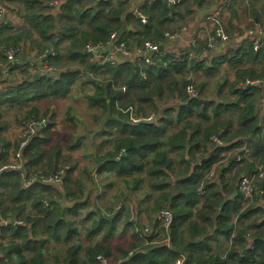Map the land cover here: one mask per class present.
Wrapping results in <instances>:
<instances>
[{"label":"trees","instance_id":"obj_1","mask_svg":"<svg viewBox=\"0 0 264 264\" xmlns=\"http://www.w3.org/2000/svg\"><path fill=\"white\" fill-rule=\"evenodd\" d=\"M21 2L24 25L15 29L8 21L0 28L2 63L9 62L10 48H22L10 67L11 73L19 70L12 73L17 78L8 92H0V165L10 161L12 148L3 135L8 128L4 112L30 104L28 118H40L39 102L66 98L85 73L82 84L93 89L84 90L83 97L92 110V122L98 123L89 134L102 139L89 152L92 164L84 166L91 187L76 173L75 165L65 168L67 163H62L69 161L70 154H64L62 142L51 144L56 135L52 121L43 123L25 146L24 170L32 175L64 168L65 190L42 181L25 186L18 169L1 172L0 264H101L100 255L115 264H175L180 253L187 255L185 264H264V202L259 194L264 189V175L259 176L264 169V89L240 84L246 78L264 77V48L256 50L246 38L215 56L211 64L206 57H192L194 47L181 49L180 55L166 51L151 64L101 63L84 50L89 41L106 39L116 30L133 44L147 40L167 44L166 32L179 14L196 5L213 6L215 0L210 4L206 0L147 2L148 22L132 13L127 0H65L59 7L45 0ZM254 19H260L258 14ZM204 46L202 42L197 49ZM41 53L59 68L56 73L30 69L33 61L41 65ZM224 64L215 96L208 95L206 82L196 84L190 76L184 77L201 71L213 76ZM21 70L28 74L21 76ZM230 71L235 72L233 80ZM189 84L198 95L188 90ZM44 112L49 114L48 108ZM66 145L77 149L82 140H69ZM18 147L19 143L13 149ZM224 158L228 166L211 176ZM244 172L256 175L252 199H245L239 186ZM111 176L123 186H113ZM106 177L109 182H102ZM144 185L150 190L146 197L154 198L155 214L164 207L174 213L173 248L146 242L154 236L135 225L129 214L125 217L131 210L127 200ZM92 189L99 191L96 201L104 198L106 203L96 210L89 207ZM86 207L84 215L76 218ZM120 220L136 233L115 256L112 244L105 240L116 234ZM213 239L231 243L216 249Z\"/></svg>","mask_w":264,"mask_h":264},{"label":"rangeland","instance_id":"obj_2","mask_svg":"<svg viewBox=\"0 0 264 264\" xmlns=\"http://www.w3.org/2000/svg\"><path fill=\"white\" fill-rule=\"evenodd\" d=\"M206 1H207L206 4H210V2H212L214 0H206ZM238 1L239 0H234L233 2H231V5L227 6L225 8L224 13H223V15H224L227 12V10H230L231 8L236 9V12L234 13L233 18H236L237 22H233L232 18L225 16V15H224V19H223V26L226 29V31L228 32V34L230 35V39H231L230 42L227 44L228 50L231 49V42L233 43V39L236 38L238 40L239 38H242V37L246 38V34H245L246 31L242 25H247V24L251 23V19L255 18V14L256 15L258 14V16H259V12H260V10L257 11L256 9L257 8L259 9V6H261V4L255 3V0H250L249 2H245V5H242L241 2H238ZM15 7L16 6L13 3L12 4L10 3L9 9L14 10ZM196 12H197V10H195L194 8H192V11H190V12H188L187 9L184 10L183 11L184 15L179 14L176 17L175 21L170 25V29H168V31L175 32L178 30H182L184 26H189V24H193V26H194L193 28H196L198 26L197 22H196V25L194 23L198 17V14ZM209 14H207L205 17L208 18ZM263 15H264V13H263ZM260 21L264 24V20L263 21L260 20ZM260 21L258 23H260L264 27V25ZM207 24L210 28L211 27L210 22L207 21ZM248 39L251 41L250 37H248ZM201 41H203V40H201ZM168 42H167V45L163 44L164 47L161 48L163 51L166 50V48L168 46ZM170 45L171 44L169 43V48H168L169 51L175 52L178 55H180V53H181L180 50L183 49L184 45L183 44H177V42L172 43L171 47H170ZM195 46L193 48L194 51H192V53L197 55L198 52L201 51L202 49H197L199 47V44H197ZM186 49H188V48H186ZM21 53L23 54V51ZM35 56L37 58L38 54H36ZM35 62L36 61H33L32 63L35 64ZM211 63H212V60L207 62V64H211ZM31 66H32V64H31ZM223 66L220 69V71L213 76H208V75H206L205 71H201V72L186 73V75H184V77L189 79V76H190L191 79L193 80V82L196 84L206 82L207 83L206 89H207L208 95L215 96L217 91H218V89H217L218 85H219L218 82L222 81L224 78L225 70L223 69ZM16 71H19V70L15 69V71H13L12 73H14V75H15ZM21 72H22L23 77L28 74L27 72L22 71V70H21ZM3 76H4V74H2V71L0 69V79H2ZM86 78H87V74L85 73V75L79 80V82L72 88L70 95L67 96L66 98L56 97L55 99H52V102H51V99L40 101L39 105L41 108V115H42V117H40V118H37V119H34L32 117L28 118L27 110L30 109V104H25L24 107H22V108L9 107L4 112V117H5V119L8 120V128L4 131L3 135L6 137V139H8L12 142L11 156L9 158V160H10L9 162H12L14 160V158L17 157V155L15 153H17L19 147L15 150L13 148L16 147L17 143L20 144V142L22 140L21 134L23 133L24 129H30V131H35V129H36V132H39V131H37V128L39 129L42 126V124L45 123L46 121L47 122L52 121L55 123L56 135H54V140L51 144L56 145L57 143L62 142L64 154H70V159L68 162L62 161V163H67L65 168H68L69 165L70 166L75 165L76 166V170H75L76 173L79 174L86 181V183H88L89 186L91 185V183L88 181V172L86 173L84 171V166L92 164V161L89 158V152L95 151L96 147L98 146L96 143H99V141L102 139V137H98V136L95 137L93 133L89 134V129H93L95 127L97 128L98 123L94 124L95 122H94V120H92V114H91L92 110L90 107H88V105H87L88 103L86 102V100L83 97L84 90L91 91L93 89L91 85L89 86L86 84H82V82ZM19 81H20V79H19ZM9 89H10V87L8 86V88L6 90H3V91L8 92ZM1 93H4V92H1ZM50 102H51V104H50ZM32 104L33 103L31 102V105ZM50 105H53L54 108L51 109ZM3 107H6V105L3 104ZM47 108L49 110V114H48V112L47 113L44 112V110ZM260 108H262V106ZM263 110L264 109L261 110L262 113H264ZM68 117H72L70 119V123H69V121H67ZM31 121H33V122H31ZM74 123H76V126H74ZM30 131H28V132H30ZM29 135H27V136L29 137ZM78 138L82 140V146L78 147L77 149H69L68 146L66 145V143H69V140L74 141ZM229 153H231L229 155V156H231L233 152H229ZM9 162H6V163L0 165V167H2L3 165H5ZM223 164H228L227 160H225V159L223 161L221 160V162H219L218 166H214V168L216 167V169L213 168V170H212V171H215L214 174H217L219 168H220L219 171L221 170V167L223 166ZM234 167H239V166L237 165ZM24 168H26L25 164H24ZM55 170H57L58 172L61 171L59 169H55ZM55 170H52V171H55ZM62 170H63V172H60V174H61L63 180L56 182V183H59L56 186L62 190H65L64 184H65L66 172H65L64 168ZM212 171H211V176L213 175ZM234 171H235V169L232 172H230V176L233 175ZM111 178L113 180H115L114 176L113 177L111 176ZM99 179H101V178H99ZM104 180L101 179L102 182H109L110 177H106ZM115 184L118 187L123 186V183L120 180H115L113 186H115ZM238 184H239V179L237 180V185ZM73 186L76 187V184H74ZM89 189H91V188H89ZM112 189H113V187H112ZM62 190H61V192H62ZM149 191L150 190H148L146 185H144L142 188H140L136 192H134L133 196H135L136 194H139V196L142 197L141 199H143V197L145 198ZM89 193H90V198H91V204L89 205V207L91 210H96V208L98 207V204L100 205V203H101V206L106 204V203H104L105 202L104 198L101 199L100 203L96 201L95 197L99 193V191H97V189H92ZM155 193H157V192H155ZM147 200L149 201V199H147ZM64 201H65V203L67 202L65 199H64ZM153 203H154V201H153ZM128 205H130V207H131V204H128ZM89 207H86L85 208L86 210L81 215H78L76 218H81L82 215H84V213L89 209ZM149 207L154 209V206H149ZM136 211H137V207H134L131 210L126 211L125 217L129 214L130 217H134V220L136 219L138 221L137 224L142 225L143 222H139V219H137V217H136L137 216ZM149 217H150V219H148L147 223H145V226L153 224L155 219H156L155 213L151 214ZM134 220H132V221H134ZM18 222L21 223V221H18ZM80 222L84 224V222L82 220ZM134 233H136V231L134 230L133 226L128 225L126 223V221H124V220H120V225L116 231V234L112 238L106 239L105 241L112 244V246H113L112 251H113V254L116 256L119 254V247L120 246L128 247L130 244V241L135 239ZM83 237H86V231L84 232ZM99 238H103V234H101L99 236ZM226 248H228V246H226L225 249ZM114 255L112 256L113 259H114Z\"/></svg>","mask_w":264,"mask_h":264},{"label":"built area","instance_id":"obj_3","mask_svg":"<svg viewBox=\"0 0 264 264\" xmlns=\"http://www.w3.org/2000/svg\"><path fill=\"white\" fill-rule=\"evenodd\" d=\"M48 4L59 7L65 0H45ZM154 0H127L128 4L130 5V10L132 13L141 19L142 22H148L149 15L144 10V5L147 2H152ZM227 0H225L226 2ZM223 2L217 4L214 7V10L209 14L208 21L210 22V28L208 29V38L206 41L207 48L201 54L195 55L191 53V56L197 57L199 59H203L207 55V51L216 49L220 43H225L226 45L230 42V35L226 31L223 26V19H224V8ZM10 4H4L2 0H0V26L8 21H11V25L16 29L20 28L24 25L25 19L22 16L18 7H15L14 10L9 9ZM9 19V20H8ZM188 30V26H184L182 30H178L175 32L167 31L166 36L171 40H177L182 36V33ZM250 38L253 47L256 50H260L264 48V27L258 23H255V28L250 31ZM192 43V41H191ZM167 45V44H166ZM21 47H13L10 48L6 54L9 58V62L2 63L0 62V69L3 71V78L0 79V92H5L8 86H11L14 81L13 74H11V64L15 60L18 59V53L21 51ZM85 51H92L93 56H91L94 60L101 62V63H111L114 65L121 64L124 62H133L136 64L144 65V64H151L156 61L158 57L163 55L166 51H169L168 46L166 50L161 49V44L157 42H153L150 40L145 41L142 44H133L129 41L120 37L118 31H112L110 35L103 40L99 41H89L85 47ZM195 55V56H194ZM38 57V56H37ZM39 59L41 61L40 66H35L33 64L32 68L36 71L37 69H41L43 72L46 73H56L59 68L56 65L49 64L46 58L45 53H41L39 55ZM242 86L246 85H258L264 89V77L259 78H246L244 81L240 83ZM126 90V87H124ZM188 90L193 95H198V91L196 90L195 86L192 84L188 85ZM264 100V99H263ZM153 118L151 115L149 119ZM134 120L139 121L141 118L135 117ZM33 122V121H31ZM39 127V126H38ZM30 129H24L23 133L21 134L22 140L19 144V148L17 153V157L14 158L12 162H9L2 167H0V174L4 170H12L18 169L22 171L24 174V185L29 186L33 184L35 181H42L44 183L49 184H59L56 183L60 180H63L60 172H63V168H60V172L57 170L52 171L50 173H41L35 172L32 175H29L24 170L25 160L23 157V150L25 146L31 139V136L36 132L30 131ZM38 131V128H37ZM30 134V135H29ZM29 135V137L27 136ZM25 138H24V137ZM213 139L217 141L219 144H223V140L218 136H214ZM246 151H249V148H246ZM236 158L240 160L242 155L240 152L236 154ZM264 175V169L260 172L259 176ZM255 177L256 175L251 174L249 172H244L241 175L240 179V189L244 192L245 199H252L253 194L255 192ZM201 191H204V188L201 187ZM261 198H263L264 202V189L260 190L259 192ZM174 220V213L170 207L162 208L157 214L156 219L153 224L144 225L143 229L145 233L148 235H153V238H147L146 242L148 243H162L166 244L168 247L173 248V241H172V224ZM101 264H115L108 256L100 255L99 256ZM187 261L186 253H180V255L176 258L175 264H185Z\"/></svg>","mask_w":264,"mask_h":264},{"label":"crops","instance_id":"obj_4","mask_svg":"<svg viewBox=\"0 0 264 264\" xmlns=\"http://www.w3.org/2000/svg\"><path fill=\"white\" fill-rule=\"evenodd\" d=\"M228 1L229 0H227L226 2H225V0H215V4L213 6L207 7V9H210L211 7H215L217 4H219L221 2H223V4H224L223 8H225L228 5ZM249 1L250 0H239L238 2H241L242 5H245V2H249ZM7 3L8 4H10V3L12 4L13 3L16 7H19V8L22 6L21 0H7ZM255 3H260L261 4V6H259V9L258 8L256 9L257 11L260 10V12H259L260 19L256 20V19L252 18L251 19V23H249L247 25H242L245 28V31H246L245 32L246 38L250 37V31L255 28V23L257 21L259 22L260 20H262V21L264 20V15H263V13H264V0H255ZM194 9L197 10L196 13L198 14L197 20L194 23L196 25V22H197L198 26L196 28H193L194 27L193 24H189L188 30L183 32L182 36L180 38H178L177 40L169 39L168 48H169V43L172 45V43L177 42V44H183L184 45L183 49L188 48L189 50H192V48L195 45H197V44L200 45V43L204 42L205 43L204 49L202 51L198 52L197 55L201 54L204 50L208 49L207 48V44H206V40L208 38V29H209V26L207 24L208 18L205 17L206 15H204V16L201 15L202 11L206 9V6L205 7H200L199 5H196L194 7ZM235 12H236V9L231 8L230 10H227V12L225 13V16H228V17L232 18L233 22H237L236 18H233V14ZM1 26H0V28H1ZM243 38L244 37L239 38L238 40L236 38H235L236 40L233 39V43L231 42V48L233 49V48L237 47L243 40L246 39V38H244V39ZM201 40H203V41H201ZM191 41H192V43H191ZM171 45H170V47H171ZM226 50L229 51L228 48H227V45L225 43H220V45L216 49L207 51L206 58H208L209 61H211L215 56L220 55L222 53H226L227 52ZM192 51H194V50H192ZM1 61L2 60L0 58V62ZM38 66L39 65L37 63V67ZM224 67L226 68V64H224L223 69H224ZM30 69L35 71L34 68H32V67H30ZM2 74H3V71H2ZM20 75L22 76L21 73H20ZM16 78L17 77L14 76L12 81H15ZM234 78H235V72L234 71H230L229 72V79L233 80ZM51 102H52V100H51ZM51 102H50V104H51ZM50 106H51V109L54 108L53 105H50ZM152 116L154 117L155 114H153ZM227 157H228V155L226 156V158ZM226 158H224V159L226 160ZM217 166H218V164H217ZM223 166L226 167V166H228V164H223ZM214 169H216V167ZM214 172L215 171H212V174H214ZM227 175L229 176L230 173L227 174ZM173 178H175L174 175H173ZM141 198L142 197L139 196V194H136L135 196L131 197V199H129L127 201V203L131 204V209L134 208V207H137V211H136V215L137 216L136 217H137V219H139V222H143V224L141 225L143 227L145 225V223H147L148 219H150L149 216L154 213L153 208L149 207V206H153L154 198L153 197H148V198L145 197L146 199L144 197H143V199H141ZM147 199H149V201ZM131 219L134 220V217H131ZM133 222L136 225L138 221L135 219ZM230 243H231V240H229V239L223 240L222 243H220L216 239L212 240V244L214 245V247L216 249H220L222 246L223 247L230 246Z\"/></svg>","mask_w":264,"mask_h":264},{"label":"water","instance_id":"obj_5","mask_svg":"<svg viewBox=\"0 0 264 264\" xmlns=\"http://www.w3.org/2000/svg\"><path fill=\"white\" fill-rule=\"evenodd\" d=\"M2 2H3L4 4H6V3H7V0H2ZM213 10H214V7H211L210 9H205V10L202 11L201 15H202V16L207 15V14H209L210 12H212ZM163 47H164V45L161 44V48H163ZM86 53L89 54L90 56H93L92 51H86ZM213 154H214V150L211 152V154H210L209 156L205 157L204 160L209 159Z\"/></svg>","mask_w":264,"mask_h":264}]
</instances>
